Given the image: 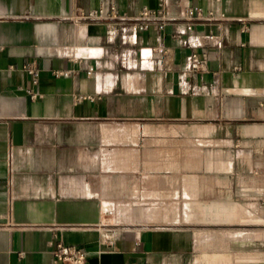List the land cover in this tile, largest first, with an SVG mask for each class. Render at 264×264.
Returning a JSON list of instances; mask_svg holds the SVG:
<instances>
[{
	"label": "crops",
	"instance_id": "obj_1",
	"mask_svg": "<svg viewBox=\"0 0 264 264\" xmlns=\"http://www.w3.org/2000/svg\"><path fill=\"white\" fill-rule=\"evenodd\" d=\"M108 4L0 0V264H51L55 242L88 264H264V0H165L162 33L78 19Z\"/></svg>",
	"mask_w": 264,
	"mask_h": 264
},
{
	"label": "built area",
	"instance_id": "obj_2",
	"mask_svg": "<svg viewBox=\"0 0 264 264\" xmlns=\"http://www.w3.org/2000/svg\"><path fill=\"white\" fill-rule=\"evenodd\" d=\"M184 14L186 20L190 23L187 27L189 31L192 30V23L195 21H202L205 19V13L202 8L193 6H186L184 8ZM78 19L89 22L106 21V22H122L127 23L124 28H127L132 34H139L148 32L153 26L154 22H157V27L160 33L164 31L165 21L167 16L165 13V0H159L158 8L151 10L147 7L141 8L135 18L130 19L126 15H121L118 11L115 0H109L108 14H105L103 9L90 10L83 12L78 16ZM209 41L212 42L217 48L223 47V42L218 40L215 36H209ZM207 61L206 53L193 52L189 56L188 70L190 73H198L202 71ZM21 72L29 76L32 85H37L39 80V70L34 63H25L21 66ZM9 70H14V67H9ZM93 73V68L89 67L86 75L90 76ZM52 76L56 79L66 78L70 76L66 71H53ZM28 96L32 99H36V94L31 90H26ZM77 101L90 100L93 101V97L79 96ZM264 209V191L259 194V200L257 204V210L259 212ZM52 261L51 264H88V258L86 252L77 246H66L61 242H55L52 245L51 250ZM137 264V263H129Z\"/></svg>",
	"mask_w": 264,
	"mask_h": 264
}]
</instances>
